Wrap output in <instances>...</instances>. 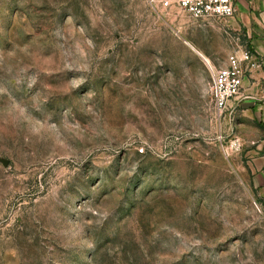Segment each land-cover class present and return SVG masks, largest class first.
Wrapping results in <instances>:
<instances>
[{
	"label": "rangeland",
	"instance_id": "rangeland-1",
	"mask_svg": "<svg viewBox=\"0 0 264 264\" xmlns=\"http://www.w3.org/2000/svg\"><path fill=\"white\" fill-rule=\"evenodd\" d=\"M235 36L149 0H0V264H264V124L210 89Z\"/></svg>",
	"mask_w": 264,
	"mask_h": 264
},
{
	"label": "crops",
	"instance_id": "crops-1",
	"mask_svg": "<svg viewBox=\"0 0 264 264\" xmlns=\"http://www.w3.org/2000/svg\"><path fill=\"white\" fill-rule=\"evenodd\" d=\"M234 2V15L220 22L236 35L234 40L237 45L233 53L241 55L244 49H248L252 53V60L258 63V66L247 71L242 93L236 98L264 124V0ZM262 146V151L253 157L250 164L253 185L264 196V142Z\"/></svg>",
	"mask_w": 264,
	"mask_h": 264
},
{
	"label": "built area",
	"instance_id": "built-area-1",
	"mask_svg": "<svg viewBox=\"0 0 264 264\" xmlns=\"http://www.w3.org/2000/svg\"><path fill=\"white\" fill-rule=\"evenodd\" d=\"M150 4L160 9L179 7L195 20L217 19L225 21L235 13L234 0H149ZM252 53L244 49L241 55L232 53L227 64L210 69V89L214 108L218 115L227 109L229 101L238 97L243 90V81L247 71L258 63L252 60Z\"/></svg>",
	"mask_w": 264,
	"mask_h": 264
},
{
	"label": "bare ground",
	"instance_id": "bare-ground-1",
	"mask_svg": "<svg viewBox=\"0 0 264 264\" xmlns=\"http://www.w3.org/2000/svg\"><path fill=\"white\" fill-rule=\"evenodd\" d=\"M207 61V60H206Z\"/></svg>",
	"mask_w": 264,
	"mask_h": 264
}]
</instances>
